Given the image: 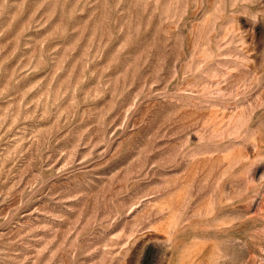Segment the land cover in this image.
Returning a JSON list of instances; mask_svg holds the SVG:
<instances>
[{
  "label": "rangeland",
  "instance_id": "obj_1",
  "mask_svg": "<svg viewBox=\"0 0 264 264\" xmlns=\"http://www.w3.org/2000/svg\"><path fill=\"white\" fill-rule=\"evenodd\" d=\"M0 264H264V0H0Z\"/></svg>",
  "mask_w": 264,
  "mask_h": 264
}]
</instances>
